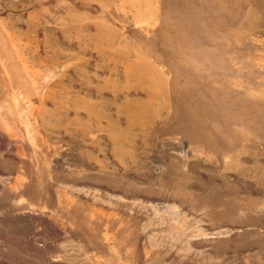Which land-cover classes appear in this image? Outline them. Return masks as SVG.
I'll return each mask as SVG.
<instances>
[{
  "label": "rangeland",
  "instance_id": "rangeland-1",
  "mask_svg": "<svg viewBox=\"0 0 264 264\" xmlns=\"http://www.w3.org/2000/svg\"><path fill=\"white\" fill-rule=\"evenodd\" d=\"M0 264H264V0H0Z\"/></svg>",
  "mask_w": 264,
  "mask_h": 264
}]
</instances>
